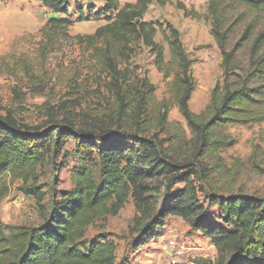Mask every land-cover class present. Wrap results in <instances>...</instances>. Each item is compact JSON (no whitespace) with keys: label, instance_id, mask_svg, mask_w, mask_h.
Returning <instances> with one entry per match:
<instances>
[{"label":"rangeland","instance_id":"rangeland-1","mask_svg":"<svg viewBox=\"0 0 264 264\" xmlns=\"http://www.w3.org/2000/svg\"><path fill=\"white\" fill-rule=\"evenodd\" d=\"M210 0H169L160 4L151 0L143 20L163 24L155 34V41L163 47V64L142 42H132L126 50L128 60L119 57L118 67L134 85L145 80L151 90L145 92V133L155 134L164 143L169 156L176 162H189L196 174L190 178L198 188V198L204 205L202 219L212 223L219 213L208 204L210 198L234 194H264V119L253 123H228L207 130L211 143L203 148L189 128L173 97V80L179 73L176 61L168 49L172 24L191 60L193 90L189 107L195 114H212L211 97L216 84L223 89L227 78L230 87L242 85L247 74L264 54V43L254 54L251 46L257 33L264 27V10H252L235 0L229 2L222 30L228 28L225 49L231 51L242 38L245 26L252 30L234 52L228 73L222 66V53L211 35L212 22L208 17ZM67 14L55 13L36 0H0V114L10 110L15 117L29 125H44L50 118L66 116L77 127L97 132L99 127H110L106 118L114 115L117 102L108 88L106 67L96 57L89 40L96 29L104 25L106 14L101 9L104 0H66ZM135 0H119L120 5ZM181 4V5H179ZM228 4V3H227ZM199 14L186 15L181 8ZM81 11V18L79 11ZM66 18L68 27L47 26L49 19ZM230 28V29H229ZM264 84V77L248 82L249 87ZM220 93V92H219ZM133 104L136 103L132 101ZM210 106V108H208ZM208 108V109H207ZM264 113V106L262 107ZM166 114L162 122V115ZM57 117V118H56ZM106 122V123H105ZM97 125V126H96ZM138 132V130L132 129ZM76 138L65 141L54 161L44 160L37 166L35 185L44 194L42 204L50 209L52 199L74 186L73 168L86 167L99 176V160L95 154L77 151ZM204 149V150H203ZM66 156L64 158L63 156ZM8 191L0 200V224L7 226L31 225L42 222V210L35 198L22 189V180L5 177ZM34 179L29 180L30 184ZM159 194L148 195L151 207L159 208L164 186ZM172 182L169 189L183 187ZM137 209L132 197L115 216L96 219L86 230L88 240L105 235L116 245V262L121 264H193L197 259L216 262L217 252L211 241L179 216L167 215L162 226L154 231L148 242L137 241L138 233L131 229ZM212 220V221H211ZM217 222V221H216Z\"/></svg>","mask_w":264,"mask_h":264},{"label":"trees","instance_id":"trees-1","mask_svg":"<svg viewBox=\"0 0 264 264\" xmlns=\"http://www.w3.org/2000/svg\"><path fill=\"white\" fill-rule=\"evenodd\" d=\"M36 1L55 13H68L66 0ZM167 1L157 0L160 4ZM223 1H209L208 17L212 22L210 33L221 50L222 66L228 73L234 52L247 38L253 24L245 26L242 38L231 51H227L228 28L222 30V24L230 1ZM235 2L252 10H264V0ZM150 3L151 0H135L134 3L120 5L119 0H104L101 11L107 15V22L97 28L88 40L96 57L107 69L110 79L108 88L117 102L114 115L106 118L107 123L112 120L110 127L105 125L97 132H89L77 127L66 116L50 118L44 125H29L18 120L8 109L5 114H0V200L8 191L5 177L21 179V189L35 198L43 216L42 222L35 226L0 224V264H121L116 262L113 241L105 235L88 240L85 234L96 219L117 215L129 197L133 198L137 209L131 229L138 233L139 244L155 237L154 231L162 226L167 215L172 214L188 221L195 231L211 241L217 252L213 264H264V194L240 193L210 198L208 204L217 207L219 213L211 220L212 223L206 224L202 219L204 205L198 198L196 184L190 178L196 174L195 168L189 162H176L168 155L164 142L157 135L145 133L143 117L148 97L145 92L152 86L147 85L145 80L139 87L134 85L118 67L117 60L119 57L128 60L126 50L131 49V43L142 42L155 53V62L162 67L163 47L154 37L163 24L143 20ZM181 8L186 15L200 17L184 5ZM78 11L81 18V11ZM71 23L66 18L49 19L46 25L68 27ZM165 26L170 37L169 54L179 70L172 82L173 97L203 148L211 146L207 138L210 127L228 123L248 124L264 119L261 111L264 84L257 87L247 85L255 78L264 77V54L255 61L242 85L231 88L226 78L220 93L219 85H215L210 104L212 114L206 121L202 119L206 112L195 114L189 107L194 86L192 62L178 30L168 22ZM262 43L264 27L255 36L251 52H257ZM165 116L164 113L162 122ZM69 138H76L77 151L96 155L99 178L97 180L92 170L86 167L73 168V188L60 198L52 199L50 209H46L41 203L44 194L35 185L36 169L48 158L54 161ZM63 157L66 158L65 155ZM32 179L34 181L28 184ZM154 179H159L160 185L165 187L161 204L156 210L148 202L151 191L159 194L160 187L149 182ZM172 182L184 185L171 190L168 185ZM193 264L211 262L197 259Z\"/></svg>","mask_w":264,"mask_h":264}]
</instances>
